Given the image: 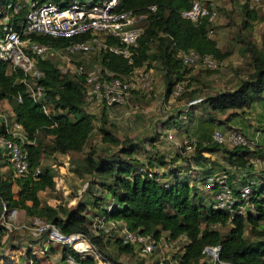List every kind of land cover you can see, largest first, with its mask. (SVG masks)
<instances>
[{"label": "trees", "instance_id": "1", "mask_svg": "<svg viewBox=\"0 0 264 264\" xmlns=\"http://www.w3.org/2000/svg\"><path fill=\"white\" fill-rule=\"evenodd\" d=\"M54 1L60 6L66 4V0ZM190 1L121 0L119 7L133 12L146 11V7L152 4L156 9L149 11L142 23L143 29L134 47L132 62L127 63L119 54L102 50L96 53L101 71L125 75L133 66L144 65L148 68L155 63L160 70L162 96L167 98L176 81L183 80V85L186 84L192 68L180 63L179 51L191 48L200 56L210 55L221 63L231 54L232 43L229 41L230 44L224 47L217 45L210 36L213 24L206 16L195 21L182 17L180 12L189 7ZM239 5L244 10L245 25L250 26L247 21L255 18V6L248 8L245 4ZM22 14L23 9L12 14L10 19L14 23ZM30 38L54 47L63 46L69 41V38L36 34H31ZM235 42L246 57V72L243 75L237 72L230 87H207L201 100L189 108L192 110L199 106L200 114L208 118L209 122L216 119V114L248 108L253 101L264 96V36L262 44L257 46L248 35L237 31ZM34 65L41 74L33 78L26 75L25 78L31 84L34 82L43 88V97L38 101H33L26 90L22 69L17 66L11 68L0 62V99L6 101L10 117L22 125L25 138L20 147L26 152L30 171L39 164L44 151L37 141L39 132L49 136L48 152L69 154L82 150L94 129L92 116L83 104V74L62 72L52 58H36ZM17 95L20 100L16 99ZM45 105L48 107L47 112L43 110ZM101 111L97 134L102 142L118 147L110 154L95 153L93 148H89L78 164L84 172L90 174L92 181H96L99 187L113 197L112 209L105 212L107 217L122 219L129 229L148 233L154 238L162 233L172 239L184 236L187 241L178 257L181 264H205L203 260L200 261V250L204 245H218L219 260L230 264H264V196L258 197L251 189L254 211L229 215L223 210L208 208L203 197L196 193L195 186H189L187 180L172 175L170 186L162 187L158 181L137 172L141 163L134 153L141 149L142 143L127 136L119 138L113 124L105 126L103 108ZM173 118L168 117L161 127L174 125ZM158 133L154 132L148 137L147 140L151 142L149 145H153ZM208 148L218 150L223 159L237 165H245L247 157L255 152L245 145L228 146L213 141ZM146 151L149 153L146 162L148 167L152 166V161L160 164L171 162L170 158L159 151ZM7 165L6 155L0 151V216L11 208L21 209L30 217L51 222L61 234L81 232L94 246L105 243L102 240L103 233L93 232L89 226V220L82 212L85 208L83 204L64 209L60 214L56 207L40 198L39 191L53 184L54 171L49 165L42 166L34 176L31 173L15 176L11 169L2 168ZM245 225H248L247 237L243 235ZM4 230L5 227L0 225V234ZM113 243L115 253L131 252V248L120 244L118 238ZM98 251L111 263H121L114 256L103 254L99 248ZM66 254L78 264H95L91 254L81 256L72 246L61 247V258H65ZM27 256L33 264H38L33 255Z\"/></svg>", "mask_w": 264, "mask_h": 264}, {"label": "built area", "instance_id": "2", "mask_svg": "<svg viewBox=\"0 0 264 264\" xmlns=\"http://www.w3.org/2000/svg\"><path fill=\"white\" fill-rule=\"evenodd\" d=\"M234 1L253 8L259 0ZM120 2L121 0H66V4L60 6L54 0H2L0 1V62L6 63L11 68L17 66L22 69L25 88L32 100L38 101L43 97V88L37 83L31 84L25 76L29 75L33 78L41 74L34 65L36 58H51L56 52H63V60L56 59L57 66L62 72L67 70L72 75L83 74L82 85L85 99L89 93H94L100 98L104 107L123 106L127 103L131 92L137 93L139 89L149 88L150 72L145 71L144 65L133 66L127 74L118 75L107 70L101 71L100 66L85 69L83 64H77V62L74 64L72 58L76 54L87 57L89 54L108 50L119 54L127 63L132 62L134 47L143 29L142 23L148 12L154 11L156 7L152 4L146 7V11L133 12L130 9L120 8ZM22 9V16L13 23L10 16ZM180 15L192 21L206 16L207 20L213 23L216 18V9L212 0H191L189 7L182 10ZM31 34L69 38V41L63 46L54 47L30 38ZM178 58L185 67L201 65L204 68L213 69L219 64L212 56H200L191 48L179 51ZM183 82V80L176 81L167 98L175 100L182 90ZM195 96L181 104L182 111L188 110L202 98V96ZM16 99L20 100V96L17 95ZM43 110L48 111L47 105L43 106ZM161 111L163 113L162 106ZM175 116H178V113ZM163 136L165 140H171L172 149L181 154L184 151H192L196 145L194 138L173 140V135L167 131L163 132L161 137ZM24 138L22 125L10 117L8 108L7 114L0 112V151L6 155L8 165L15 176H25L29 173L34 176L39 173L41 164L39 162L31 171L29 170L26 152L20 147ZM211 140L228 146L247 143L244 134L234 127L225 131L213 129ZM140 163L137 172L153 178L164 188L170 186L173 174L165 175L164 169L158 166V162H152L150 167L146 165V161ZM251 183L248 180L241 183L234 192L223 173H208L201 179L202 187L209 191V197L206 200L208 208L220 209L229 215L254 211ZM113 205L114 199L109 195L104 204V210L91 219V228L95 232H112L120 244L131 248V252L136 251L143 257L151 255L149 258L151 264H181L178 257L187 241L184 236L172 239L162 233L154 238L148 233L129 229L122 219L107 217L105 212L110 211ZM14 212L15 209L11 208L6 217H12ZM262 215L264 217V205ZM33 224L35 230L44 236L45 242H58L64 246H72L80 255L91 254L95 264H114L101 256L81 232L61 234L54 224L46 220H37ZM2 225L5 227L8 225L4 218H2ZM80 243L84 245L82 250L78 249ZM200 253V261L203 260L205 264H230L219 260L218 245H204ZM75 264L78 263L75 262Z\"/></svg>", "mask_w": 264, "mask_h": 264}, {"label": "rangeland", "instance_id": "3", "mask_svg": "<svg viewBox=\"0 0 264 264\" xmlns=\"http://www.w3.org/2000/svg\"><path fill=\"white\" fill-rule=\"evenodd\" d=\"M212 3L214 8L216 9V18L212 23L213 28L210 32V36L215 39L217 45L220 47H224L228 43L230 44L229 41H231L232 43L231 54L227 56L224 60H222L221 63L218 64V66L216 67L217 68L216 71H212L209 69L208 71L207 68H204L201 65H196L193 71L190 70L189 76L187 78L188 81L186 82L185 85H183L182 92L178 96L179 98L178 99L175 98V100L174 98H170V97H169L170 100H166L167 98H164V100H166L164 102L163 101L160 102V99L158 98L159 93H162V91L159 89L162 85L159 68L156 67L155 63H152L150 67L145 68V71L150 72L149 88L139 89L140 91H138L137 93L131 92L130 93L131 96L129 94L127 103L124 104L123 106H120L122 112H120L119 114L124 116L122 117V120L120 121L118 120L117 122V116L119 112L118 110L111 111V113H109L110 112L109 111L108 113L102 114V116L103 115L105 116V123H104L105 126H109V124H113L117 130L116 134L117 133L118 135L120 134L119 138H122L124 136L128 137V135L122 134V133L127 134V132L124 129L125 124H123L126 122L124 120V118L127 117L126 114H131L132 118H134L133 115H137L138 120H140V124H139L140 127L143 126L142 124L144 122H146V126H147L148 125L147 122H149L151 124L150 128L154 129L158 124L161 126L163 123H165L168 117L172 118L173 116H175L176 112H181L182 109L181 104H183L185 101H187L190 98L196 97L194 94H197V96H203V94L207 90V87H212V88L230 87L235 77H237L236 75L237 72L239 75H243L246 72V69L244 68L246 57L242 55V51H240L239 44L236 42L234 43L235 33L239 31L241 33L248 35L249 38H251L257 46H260L262 44V37L264 36V0H259L257 5L253 8L255 12V18L249 19L247 21V24H250V26L245 25L246 21L245 18L243 17L244 10L242 6H240L234 0H212ZM96 56H97L96 54H89V56L85 57L82 54H76L72 56V58L74 64H76V62L77 64H83V67L85 69H88L91 66L92 67L94 66L96 68L99 66ZM51 58L55 60L56 59L63 60L62 58H64V54L63 52H56L55 56H52ZM158 83H160L159 87H157ZM191 94H193V96H191ZM159 102L160 105L162 104L163 113L162 111H160L161 107L160 108L158 107ZM7 107L8 106L6 101L4 99H0V112H4L7 114ZM101 108L102 107L99 105L98 107H96L95 111L91 110V112L89 113L93 119L94 129L83 149L78 152H73L75 156L69 155V158H67L69 160H72V162H74V164L72 165L73 167L76 166L78 164V161L84 157L85 152L89 148H93L95 153L110 154L111 152L115 151L118 147L114 145H108L105 142H102L100 140L99 135L97 134L98 124L101 118V116L99 117V115L102 113ZM178 108L180 109L178 110ZM162 115H164V117H162L160 121L154 120L156 116L161 117ZM181 126L179 128H181ZM119 129L120 132L118 131ZM154 132H158V131L154 130L150 134L139 133V137H136L137 138L136 140H139V142L142 143L141 149H139V151L146 150L144 145H147L148 147L153 146L154 148H156L155 145H149L151 142L150 140H147L148 137L151 136V134H153ZM159 136L161 137V135ZM37 141L39 143V146H41V148H43L44 150L42 155L43 162H47V163L54 162L57 166L56 169L55 168L53 169L50 166L54 171V176L56 177L54 186L50 188H46L43 192H41L39 195L40 198L45 201H48V203L56 207L60 214L63 212L64 209L72 208L76 206V204L81 203L85 207L82 212L86 214L85 216L89 220V223H91V220L89 218L99 212L98 209L97 208L95 209L94 207H98L101 204H105L106 199L109 197L110 193L107 192L106 194V190L99 187L96 181H92V178L89 173L87 174L85 172L84 174V171L81 168L79 169L75 168V171L71 173L72 175L67 174L68 176L71 177V181H69V183H66V180L63 179V176H66L65 173L66 170H63L62 168L58 167V165L61 163L60 160H62L60 155H58V157L52 156L51 152L47 151V146L49 144V136L39 132ZM157 145L159 147L161 146L160 140L158 141ZM151 151H153V148H151ZM41 163L42 162L40 161V164ZM47 163H45L44 165H48ZM44 165H40V166L42 167ZM59 178H62L61 181L64 183L63 186H61ZM188 184L189 186L191 185L190 181ZM97 186L99 187V190H101V193H98L100 195H97L96 193V190H98ZM65 187L66 189H64ZM92 193L95 194L92 195L93 198L89 197L92 199V203L86 205L85 196H88L89 194ZM95 200H97L96 203ZM7 212L4 213L3 216H4V220L8 223V225H6L7 226L6 228L8 229L10 234H12L14 227L18 225L15 216L17 211H15L14 213L15 215L13 214L12 217L10 218L6 217ZM21 212L23 211L21 210ZM32 218H36V217H30L29 219ZM38 220H42V219H38ZM262 224L264 226V221H262ZM89 226L91 227V224H89ZM247 226L248 225H245L244 228V233H243L244 237L248 236ZM91 229L93 232H95L93 228ZM221 229L224 228L221 227ZM115 238L116 236L112 232L103 233L102 240H105L104 241L105 243L99 245L98 247L94 246L95 250L99 253L98 251L99 248V250L103 254H105L108 257L114 256L116 261H120L121 263L151 264L150 261L151 259H149L151 258V255L143 257L139 255L136 251L120 253V254L115 253L114 243H113ZM55 246L56 248H58V246L61 247L63 246V244L55 242ZM52 248L55 250V247L52 246ZM30 250H27L26 247L21 245L20 252L19 251L16 252L17 254L16 259L18 262H20L18 264L27 263L28 256L26 255V252L27 251L29 252ZM31 255L37 258L39 264L59 263L58 256L55 255L51 250H49V248H47L43 253L38 249L35 253ZM83 255L85 254H81V256Z\"/></svg>", "mask_w": 264, "mask_h": 264}, {"label": "crops", "instance_id": "4", "mask_svg": "<svg viewBox=\"0 0 264 264\" xmlns=\"http://www.w3.org/2000/svg\"><path fill=\"white\" fill-rule=\"evenodd\" d=\"M193 69L195 68L192 67L191 70L193 71ZM159 86L160 83L157 84V87ZM159 89L162 91V85ZM158 96L160 102L170 100L169 98L164 100L162 93H159ZM160 102L158 106L159 108L162 106V104L160 105ZM83 104L85 110L88 113H90L91 110L95 111L96 107L100 105L103 108V113H108L109 111H110L109 113H111V111L118 110L119 112L117 116V122L118 120L119 121L122 120V117H124L121 114H119L120 112H122L120 106L117 105L112 107L105 106L104 108L100 98L94 93H89L87 95V98L84 100ZM126 116L127 117L124 118L126 122L123 123L125 124V126L124 125L123 126L127 134L126 133H122V134L128 135V137H131L133 141H137L136 137H139V133L150 134L154 130H157L159 132V135L161 136L163 135L164 131L171 133L174 138L173 140L175 139L183 140L190 138H194L196 140V144H198L196 150L193 149L190 152L184 151V153L182 154L176 152L175 149H172V141L165 140L164 136L163 138L158 136V138H156L152 144L155 145L156 147V148L153 147V150L159 151L160 153H163L165 157L171 159L170 163H164V164L158 163V166L161 169H164L165 171L164 174L167 175L168 173H171L173 174V176H176L179 179L187 180L188 183L190 181L192 186H195L196 193L203 197L202 199L203 202L206 203V200L209 197V191L205 190L202 187L201 179L203 178L204 175L208 173L225 174L229 186L234 191L239 188L241 183L249 180L252 182L251 189H253L254 193L260 198L261 195L264 196V96L259 100L253 101L248 108H243L241 110L240 109L226 110L223 113L216 114V119L213 122H209L208 118H205V116H202L200 114L199 106L196 109L192 108V110L188 109L186 111L179 112L178 116H174L173 118L174 125L170 124L169 126L164 128H162L158 124L154 129H151L150 128L151 124L149 122H147L148 124L147 126H146V122L144 123L142 122L143 126L140 127L139 126L140 120H138L137 115H133L134 118L131 117L132 116L131 114H126ZM162 117H164V115H162L161 117L156 116L154 120L160 121ZM176 124L180 126L182 125L181 128H179L180 126L176 127ZM228 127H234L239 129L247 138V143L245 144V146L249 150H255L254 153L250 154L247 157V163L245 165H237L227 162L225 159L221 157L218 150L208 148L209 144L212 142L211 140L212 130L215 128L224 129ZM118 131L120 132V129ZM118 137H120V134L118 135ZM159 140L161 142L160 147L157 145ZM106 144L110 145L109 143ZM144 147L146 150L149 149L151 150L152 148V147H148L147 145H144ZM146 150L136 151L134 153L135 158L139 162L142 161L147 162V159L149 158V153ZM51 155L56 157L60 155L62 160H60L61 163L58 165V167L62 168L63 170H66L65 171L66 176H63V179L66 180V183H69V181H71V177L68 175L73 173V171H75V168L77 169L81 168L78 164L73 167L72 165L74 164V162H72V160L67 159L69 158V155L73 156L74 154L52 152ZM41 162H42L41 165L47 163V162H43V159H41ZM47 164L51 166L53 169L57 168L54 162ZM170 167L173 169L170 170ZM2 168L5 170L10 169L9 165H7V167L4 166ZM59 179L61 186H63L64 183L61 181L62 178ZM55 181H56V177L53 176V184L51 187L54 186ZM97 188L98 190H96V193L97 195H100L98 193H101V190H99L98 186ZM45 189L39 191L38 194L40 195V193L43 192ZM64 189H66V187ZM13 190H15V186H13ZM94 193L85 196L86 205L92 203V199L89 197L95 195ZM102 207H104V204H101L98 207H94V208L95 209L97 208L99 211L97 212L100 213ZM14 209L15 211H17L16 215L15 214L14 215L16 216V222L18 225L14 227L12 234H10V232L5 226H4L5 230L0 234V264L20 263L16 259V255H17L16 252L17 251L20 252L21 245L26 247L27 250L31 249L29 252L28 251L26 252V255L28 253L29 255H31L35 253L38 249L43 253L47 248H49V250H51L55 255L58 256L59 259L58 264H75V261L68 254H66L65 258H61L62 246L61 247L58 246V248H56L55 242L44 241V236L35 230L33 224L35 221L38 220L37 218L29 219L30 216L26 214H22L23 212H21V209H16V208ZM97 214H94V216ZM2 218H4L3 215L0 216V225H2ZM92 218L93 216L90 217L89 219L91 220ZM52 246L55 247V250L52 248ZM26 264H33V263L28 258Z\"/></svg>", "mask_w": 264, "mask_h": 264}, {"label": "bare ground", "instance_id": "5", "mask_svg": "<svg viewBox=\"0 0 264 264\" xmlns=\"http://www.w3.org/2000/svg\"><path fill=\"white\" fill-rule=\"evenodd\" d=\"M83 247H84V245H83V244H81V243L78 245V249H79V250H82V249H83Z\"/></svg>", "mask_w": 264, "mask_h": 264}]
</instances>
